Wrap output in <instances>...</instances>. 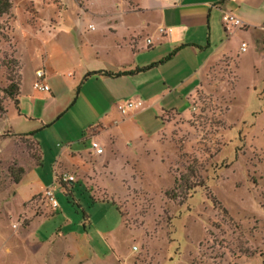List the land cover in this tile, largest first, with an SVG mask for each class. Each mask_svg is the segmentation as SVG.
<instances>
[{"label":"rangeland","instance_id":"374dc122","mask_svg":"<svg viewBox=\"0 0 264 264\" xmlns=\"http://www.w3.org/2000/svg\"><path fill=\"white\" fill-rule=\"evenodd\" d=\"M5 2L0 119L7 111L6 125L16 122L11 106L16 95L6 89L10 83L19 87L20 67L28 89L41 66L31 57L36 50L60 47L72 55L75 50L68 49L89 37L78 38L73 23L84 19L100 29L99 14L114 12L118 1ZM86 2L91 15L84 17ZM58 20L64 21L62 29L47 34ZM38 31L36 39L27 37ZM55 56L58 63L60 55ZM75 68L66 64L57 72L69 83ZM190 101L187 118L168 113L165 132L157 138L102 146L104 155L86 172L90 181L74 176L76 181L63 187L53 182L50 163L87 117L82 102L43 132L48 140L42 166L23 170L28 157H36L34 145L5 142L10 135L0 131V264H264V54L246 52L211 64ZM48 187L57 209L42 197L36 229L25 231L28 193Z\"/></svg>","mask_w":264,"mask_h":264},{"label":"crops","instance_id":"0c3cea01","mask_svg":"<svg viewBox=\"0 0 264 264\" xmlns=\"http://www.w3.org/2000/svg\"><path fill=\"white\" fill-rule=\"evenodd\" d=\"M117 1L113 5L114 12L110 8L99 14L103 18L100 29L91 21L86 20L84 24V19L80 24L73 23L78 38L89 37H86V44H76L68 49L70 53L75 50L72 55L68 56L60 47L39 48L32 54L33 61L41 62L32 80L38 70H43V83L48 86V92L34 91L30 83V88L25 89L20 67L18 94L11 103L16 122L5 125L6 111L0 119L4 122L0 131L6 130L11 136L5 142L23 139L34 145L36 157H28L23 170L42 166L47 161L44 143L48 136L43 132L82 102L87 117L79 124L75 137L64 139L65 146L59 147L50 164L53 179L65 174L75 176L76 180L90 181L86 172L93 168L94 159L104 155L103 151L97 155L91 149V142L114 148L126 139L136 143L157 138L167 127L166 114L181 118L190 115L191 96L211 64L223 58L238 59L246 52L264 54V0ZM88 7L86 2L82 8L84 17L91 15ZM224 12L237 16L243 22V28L226 34L221 22ZM51 24L52 27L45 31L47 34L59 32L64 21ZM77 24L80 29H76ZM160 28L170 32L160 33ZM39 34L38 31L27 37L36 39ZM147 40L151 41L150 45ZM241 44L246 45L244 51H240ZM173 51L176 52L169 60L159 64ZM57 54L60 55L58 63ZM66 64L76 67V78L69 83L57 72L58 67ZM154 64L156 66L148 70L134 72ZM257 68H260V62ZM105 72L122 75L112 77L104 75ZM135 101H140L142 106L126 115L117 110L119 103ZM18 135L31 136L19 138ZM80 145L88 148L81 150ZM45 190L30 191L27 195L22 208L30 222L25 231L36 229L33 221L42 215L36 216L35 209L40 206ZM34 205L37 206L34 208Z\"/></svg>","mask_w":264,"mask_h":264},{"label":"built area","instance_id":"2783aa9c","mask_svg":"<svg viewBox=\"0 0 264 264\" xmlns=\"http://www.w3.org/2000/svg\"><path fill=\"white\" fill-rule=\"evenodd\" d=\"M222 27L226 34L230 35L235 30L243 28V22L235 15L224 12L221 17ZM89 29H93L92 26L88 27ZM160 33L170 32V30H165L163 28L159 29ZM147 44L150 45L151 41L147 40ZM246 49L245 44H241L240 51H244ZM44 72L43 70H38L35 73V81L32 84V89L38 92H48L49 88L44 83ZM142 106L140 101L135 102H123L117 105V110L121 115H126L129 111L136 110ZM91 149L97 154L102 153V149L97 142H91ZM54 183H58L60 185H66L68 183L74 182V178L65 174L55 176L53 179ZM43 197L47 201V204L50 206L52 210H56L58 207V203L55 199L53 187L46 189L43 193ZM136 251V248H133Z\"/></svg>","mask_w":264,"mask_h":264},{"label":"trees","instance_id":"16d2710c","mask_svg":"<svg viewBox=\"0 0 264 264\" xmlns=\"http://www.w3.org/2000/svg\"><path fill=\"white\" fill-rule=\"evenodd\" d=\"M5 3H6L5 0H0V14L4 13L6 11L7 7H8V4L7 3L5 4ZM175 52L176 51H173L165 59H163V61L159 62V64L169 60L175 54ZM154 66H156V64L151 65V66L146 67V68H143V69H137L134 72H142V71L148 70V69H150V68H152ZM94 74H100V73H93V75ZM103 74L107 75V76H112V77H118V76L122 75L121 73L114 74V73H109V72H105ZM6 90H7V94L10 97H14L15 95L17 96L19 87H17L16 85H12V83H10ZM3 113H4V110H3L2 106H1V103H0V116H2ZM26 136H31V135H18L19 138L26 137ZM22 174H23V172L20 173V175H22ZM19 179L20 178L16 179L14 184H17L19 182ZM61 186L63 187L64 185H61ZM118 212H119V209H118ZM119 214H120V212H119Z\"/></svg>","mask_w":264,"mask_h":264}]
</instances>
